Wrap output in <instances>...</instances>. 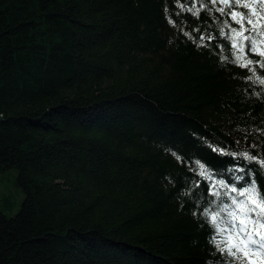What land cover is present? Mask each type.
Wrapping results in <instances>:
<instances>
[{
	"label": "trees",
	"instance_id": "16d2710c",
	"mask_svg": "<svg viewBox=\"0 0 264 264\" xmlns=\"http://www.w3.org/2000/svg\"><path fill=\"white\" fill-rule=\"evenodd\" d=\"M180 5L0 0V172L25 192L0 208V264H227L203 210L220 181L264 188L243 155L264 159V87L219 0Z\"/></svg>",
	"mask_w": 264,
	"mask_h": 264
},
{
	"label": "snow or ice",
	"instance_id": "6c2138e0",
	"mask_svg": "<svg viewBox=\"0 0 264 264\" xmlns=\"http://www.w3.org/2000/svg\"><path fill=\"white\" fill-rule=\"evenodd\" d=\"M208 3L215 6L217 0H208ZM219 5L216 11L229 18L224 21L227 30L221 29L219 34L228 41L232 62L242 69H248L251 75L246 77L247 80L264 87V77L256 72L257 67L264 70V0H219ZM195 7V0H192V7L187 9L180 5L181 12L188 11L199 16V11H194ZM200 7L203 8V4ZM180 14L175 13L177 16ZM170 23L175 25L174 21L170 20ZM233 24L238 27H233ZM195 31L199 32L200 29ZM185 35L195 42L191 33L186 32ZM204 39V35L199 36V40ZM207 39L211 41L214 37L209 36ZM250 56L260 59L254 61ZM219 151L227 154L223 149ZM243 155L264 168V159L248 153ZM196 163L198 174L209 179L205 165L199 161ZM219 187L227 188L224 195L228 197V202H221L218 210H203V215L215 232L212 239L216 250L228 258L227 264H264V188L258 186L255 180L239 188L220 181ZM211 195H221L216 182L211 186Z\"/></svg>",
	"mask_w": 264,
	"mask_h": 264
},
{
	"label": "rangeland",
	"instance_id": "374dc122",
	"mask_svg": "<svg viewBox=\"0 0 264 264\" xmlns=\"http://www.w3.org/2000/svg\"><path fill=\"white\" fill-rule=\"evenodd\" d=\"M18 168L13 166L0 172V208L14 215L21 208L25 192L17 182Z\"/></svg>",
	"mask_w": 264,
	"mask_h": 264
}]
</instances>
